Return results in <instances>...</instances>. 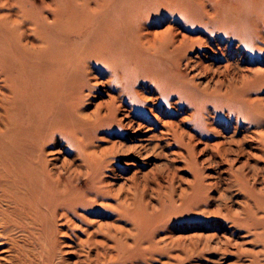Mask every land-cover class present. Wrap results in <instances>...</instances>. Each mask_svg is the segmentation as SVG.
Instances as JSON below:
<instances>
[{
	"label": "rangeland",
	"instance_id": "obj_1",
	"mask_svg": "<svg viewBox=\"0 0 264 264\" xmlns=\"http://www.w3.org/2000/svg\"><path fill=\"white\" fill-rule=\"evenodd\" d=\"M31 1L35 14L48 10L49 0ZM177 21L179 39L197 40L166 64L170 79L181 86L160 100L150 83L139 84L135 91L150 89L154 99L131 98L117 112L119 129L88 127L87 134L96 136V156L112 157L108 166L98 172L101 160L93 158L91 171L84 167L81 172L90 175H81L83 184L76 187L63 174L66 195L56 227L49 212L32 210L21 220L31 234L19 228L10 232L20 245L35 242L36 262L48 264L46 258L57 249L54 241L61 243L67 264H264V142L249 135L237 142L245 128L264 129V43L256 35L231 39L223 30L211 38ZM231 90L236 99H229ZM106 100L99 95L98 102ZM237 111L246 116L236 122L229 113ZM222 143L230 149L225 156L215 152ZM56 149L50 157H57L58 165L73 158L64 145ZM80 164L76 160L74 167ZM5 250L7 239L1 238L0 260L9 264Z\"/></svg>",
	"mask_w": 264,
	"mask_h": 264
},
{
	"label": "bare ground",
	"instance_id": "obj_2",
	"mask_svg": "<svg viewBox=\"0 0 264 264\" xmlns=\"http://www.w3.org/2000/svg\"><path fill=\"white\" fill-rule=\"evenodd\" d=\"M47 2L48 10L35 14L31 0H0V205L7 206H0V229L4 234L0 239H7L5 263L9 264H43L36 262L32 239L20 245L10 232L19 228L28 237L31 233L21 220L32 210L49 212L46 216L56 227L57 214L64 203L61 197L66 195L61 190L66 179L63 174L76 187L83 184L81 175H90L81 172L84 167L90 170L93 158L101 160L98 172L108 166L104 164L112 157L106 152H99L104 159L96 156L97 147H92L96 136L87 134L88 127L119 129L117 112L129 105L131 98L145 102L152 99L148 96L150 89L141 87L135 91L139 84L150 83L160 100L181 86L170 79L166 64L176 62L183 46L197 40L186 36L179 39L177 20L182 28H197L210 33L211 38H219L216 32L223 30L230 32L231 39L245 41L256 35L264 43V0ZM164 21L169 23L164 30L154 29ZM135 82H139L137 86ZM103 93L107 100L98 102ZM227 94L230 100L236 99L232 90ZM131 108L136 109L133 105ZM229 114L236 122L246 116L241 111ZM110 117L115 126L107 121ZM172 135L177 136L174 132ZM248 135L264 142V129L251 128H245V135L237 142ZM57 145H64L73 157L71 161L63 159L58 165L59 159L50 157L58 154ZM229 151L222 143L215 152L225 156ZM76 160L81 162L77 168ZM52 244L57 249L45 263L67 264L60 256L61 243ZM4 261L0 260V264Z\"/></svg>",
	"mask_w": 264,
	"mask_h": 264
}]
</instances>
